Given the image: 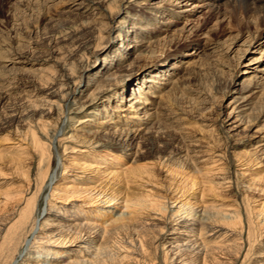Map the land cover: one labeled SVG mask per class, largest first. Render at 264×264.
Returning a JSON list of instances; mask_svg holds the SVG:
<instances>
[{
    "label": "rangeland",
    "instance_id": "374dc122",
    "mask_svg": "<svg viewBox=\"0 0 264 264\" xmlns=\"http://www.w3.org/2000/svg\"><path fill=\"white\" fill-rule=\"evenodd\" d=\"M86 1L92 2L94 8H82V0H0V170L7 175L4 180L13 182V187L17 188L27 185L25 179L18 176L11 180V158L15 157L17 151L24 164L30 167L32 182L29 196L43 185L36 199L39 198L41 204L38 213L43 211L46 201L51 198L52 188L63 182L60 179L63 165L77 166L75 158H79L81 164L85 163L83 152L73 154L69 152L70 149L66 152L64 149L65 146H72L70 143L73 142L66 138L82 127L78 124L73 127V120H83L94 107L87 115L76 114L72 113L77 107L74 103L85 102L93 85L103 74L117 73V81L130 74L127 84L109 94L112 95L111 100L104 98L96 107L102 111L96 121H104L106 126H110V119H124L116 118L127 114L123 112L128 103L122 96L129 98L132 88L139 84L145 73L166 71L170 64L177 62L175 59L184 58V54H193L189 57L194 61L191 71L188 65H184V72L177 73L179 89L171 96H167L168 93L155 96H160L157 103H161L164 116L178 117V120L173 121L170 131H175V134L178 131L177 135L184 136L185 142H181L180 146L187 148L182 146V151L195 150L198 154H192L194 158H186V152L181 153L178 145L172 148V163L165 168L157 165L154 155L147 162H156L154 165L158 167H151H155L152 168L158 177L155 182L161 186L183 187L193 192L195 189H203V181L220 183L215 189V197L220 200L217 203L224 205V210L238 209L242 217L244 228L240 241L244 249L236 260V264H242L244 254L251 244L256 245L254 238L260 237L264 226L263 216L258 215L260 204H264V62L257 66L258 70H263L262 73H254L245 68L252 64L254 58H264L261 47H258L264 42V11L259 8L260 4H255L257 14L248 9L250 2L246 7L240 0H234L227 8L223 7L227 15L221 16L216 14L217 4L214 7L207 0ZM154 6L169 10L164 19L149 15ZM144 10H147L146 13H143ZM172 12L177 15H168ZM141 14L145 16L147 24H143L148 31L144 41L137 46L132 42L133 36L127 37L124 30L133 32L132 23H137ZM119 28L123 30L120 37ZM252 32L257 40L253 41L256 42L253 47L248 48ZM231 47L233 49L229 51ZM245 49L247 52L244 54ZM119 52H122L120 57L117 56ZM166 55L169 58L166 63H162ZM111 57L114 59L112 62ZM158 59L160 62L153 66ZM166 66L169 68L164 70ZM160 82L164 84L163 80ZM254 84L259 88L256 93L249 95L253 107L242 114L244 121H247L244 124L239 121L238 113H232L233 97L243 92V85L251 87ZM74 89L76 93L71 96ZM43 123L48 125L50 133L51 130L58 132L63 128L62 135L54 140L55 152L52 151L51 156L57 157V167L51 164L44 183L38 170L39 156L30 144L32 131L46 141L41 135ZM105 131L113 133L114 130L106 127ZM124 140L118 139L123 148L126 145ZM143 140L133 142L130 147L132 152H149V143ZM195 159L200 162L196 167H200L204 175L194 169ZM86 160L91 163L95 161ZM110 161L108 157L98 158L97 163L94 162L90 168L94 173L108 176L110 169L116 171L121 168ZM46 166L47 162L43 169ZM167 167L181 175L179 173L174 176L167 172ZM127 168L125 166L122 170ZM54 174L57 179L51 182L48 189ZM193 178L201 181L200 184ZM191 179L196 185L192 186ZM249 225L256 228L251 241L248 239ZM254 257L247 256L244 263L251 264ZM4 261L0 259V264ZM21 262L17 254L16 259L6 260L4 264Z\"/></svg>",
    "mask_w": 264,
    "mask_h": 264
},
{
    "label": "bare ground",
    "instance_id": "6f19581e",
    "mask_svg": "<svg viewBox=\"0 0 264 264\" xmlns=\"http://www.w3.org/2000/svg\"><path fill=\"white\" fill-rule=\"evenodd\" d=\"M207 1L213 6L217 4L216 14L221 16L227 15L223 7L227 8L234 2V0ZM240 3L246 7L249 3L248 9L257 14L259 13L255 4L259 3V8L264 11V0H240ZM80 6L87 10L94 8V4L86 0H82ZM150 10H152L149 12L151 17L160 19H164L169 11L161 6H154ZM146 11L144 10L143 13ZM141 15L137 19L141 24L138 21L132 23L133 32L124 30L127 37L133 36L132 42L137 46L144 41L148 31L147 26L143 24L146 21L145 16ZM168 15L173 17L177 13L172 12ZM142 25L144 26L141 27ZM120 32H123L121 28H119L118 37L122 36ZM250 36L252 39L248 41V48L253 47L256 43L253 41L257 40L253 32ZM258 47H261V52L264 53V42ZM232 49L233 47L229 51ZM246 52L245 49L243 53ZM121 53L119 52L117 56H122ZM192 55L188 53L184 54V58L175 59L177 62L170 64V68L169 66L163 68L164 70L169 68L166 71L156 70L145 73L139 84L132 88L130 97L122 96V99H126L128 103L127 109L123 112L127 114L116 118L124 119L116 121L112 118L110 126H106L104 121L99 122L100 124L96 121L102 115L101 109L96 107L104 98L111 100L112 95L109 94L127 84L130 74L124 75L119 81H117V73L103 74L102 78L93 85L85 102L74 103L77 107L72 113L76 114L86 113L87 115V112L94 107L88 116L83 117V120L76 122L73 120L75 123L73 127L77 124L82 127L75 128L77 131L74 130V134L66 138L73 142L70 143L72 146H65L64 149L65 152L70 149L69 152L73 154L83 152L85 163L81 164V160L75 158L78 162L75 163L77 166L63 165L61 171L63 174L60 176L63 182L60 186L52 188L51 198L46 201V208L39 213L38 207L41 204L39 198L36 199L43 185L38 186L37 192L29 196L32 182L30 167L24 164L19 152L16 151V154H13L15 157L11 158L13 164L11 180H15L14 178L18 176L25 179L27 185L13 187V182L4 180L7 175L0 170V259L13 260L18 254L21 264H236L239 254L244 249L243 242L240 241L244 225L238 209L224 210V205L217 203L220 200L216 198L217 196L215 197V189L220 183L210 184L211 180L205 179L206 181L202 184L201 181L193 178L196 182L199 181V184L201 182L203 186V189L200 188L199 191L195 189L193 192L182 189L183 187H165L155 182L158 177L152 171L155 167H151L159 165L165 168L170 165L172 148L178 145L180 148L183 146H180V143L184 141V136L177 135L178 131L176 134L175 131H170L173 121L178 120L176 119L178 117L167 116L166 113L164 116L161 103H157L160 96L155 95L168 93L167 96H171L179 89V82L176 81L177 73L184 72V65H188V70L191 71L194 61L189 57ZM166 56L162 59V63H166L169 58V55ZM240 58L242 60V57ZM110 60L112 62L114 59L111 57ZM253 60L251 65L245 67L246 70L262 73L263 70H258L257 66L264 62V58L260 56ZM159 62V59L154 61L153 66ZM161 80L164 84L160 82ZM258 88L255 84L251 87L243 85V92L233 97L232 113H238L239 121L245 122L242 114L253 107V102L248 99L251 98L249 95L256 93ZM75 90L70 92L71 96L76 93ZM107 95L109 96L106 97ZM106 127L114 130L113 133H106ZM51 132L48 125L43 123L41 135L46 141L39 138L33 131L30 137V144L39 156L38 170L41 173L39 175L42 183L46 180L51 164L54 168L57 167V157L51 158V156L54 151V140L58 135H62L63 128L58 132L56 130ZM143 137L146 143L147 141L149 143L147 144L149 152L140 150L132 152L130 147L133 142L137 139L143 140ZM118 139L120 141L125 139V148L119 144ZM182 150L181 148V153L186 152V158L192 154L194 156L198 154L195 150ZM151 155H154L157 165H154L156 162H147ZM104 157L111 158L112 164L121 166L120 170L108 168L111 171L108 176L94 173L90 167L94 162L97 163L98 158ZM86 159L95 161L91 163ZM46 162L47 168L43 169ZM193 163L196 172L204 175L201 168L196 167V164L198 166L200 162H196L195 159ZM125 166L128 167L127 170H122ZM167 172L174 176L180 173L168 167ZM55 179L57 176L54 174L48 186L46 185L48 189ZM195 181L192 180V186L196 185ZM63 185L64 187H61ZM262 191L264 192V189ZM258 215L263 216L264 219L263 203L258 208ZM237 225L240 227L239 232L236 230ZM252 227L249 225L247 229L249 240L253 238L252 234L256 229ZM254 242L256 245H250L244 254V259L247 256L249 258L255 256L251 264H264V226L260 237L254 238ZM252 246L253 249L257 247L254 253ZM244 259L242 264H245Z\"/></svg>",
    "mask_w": 264,
    "mask_h": 264
}]
</instances>
